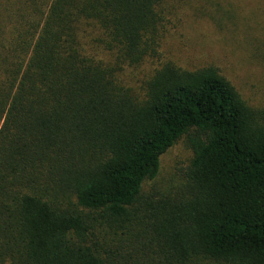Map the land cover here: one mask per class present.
<instances>
[{
    "label": "trees",
    "instance_id": "1",
    "mask_svg": "<svg viewBox=\"0 0 264 264\" xmlns=\"http://www.w3.org/2000/svg\"><path fill=\"white\" fill-rule=\"evenodd\" d=\"M191 3L0 0V264H264V103L164 56Z\"/></svg>",
    "mask_w": 264,
    "mask_h": 264
},
{
    "label": "rangeland",
    "instance_id": "2",
    "mask_svg": "<svg viewBox=\"0 0 264 264\" xmlns=\"http://www.w3.org/2000/svg\"><path fill=\"white\" fill-rule=\"evenodd\" d=\"M167 37L163 54L182 67L211 65L254 104L264 103V0H192ZM228 13L229 16H224ZM183 142L161 158L159 187L180 174L190 159Z\"/></svg>",
    "mask_w": 264,
    "mask_h": 264
}]
</instances>
